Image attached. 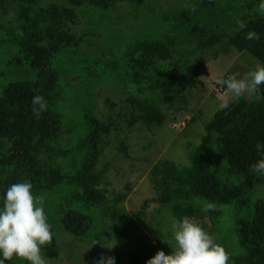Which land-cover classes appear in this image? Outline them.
<instances>
[{
  "label": "trees",
  "instance_id": "16d2710c",
  "mask_svg": "<svg viewBox=\"0 0 264 264\" xmlns=\"http://www.w3.org/2000/svg\"><path fill=\"white\" fill-rule=\"evenodd\" d=\"M63 1L51 0L41 5L40 0H0V44L6 43L11 49V55L1 59L0 66V76L7 73L11 80L0 87V195L11 184L27 180L32 183L35 195L51 202L60 187H72V195L67 192V196H61L63 199L56 202L60 205L59 212L65 209L61 219L48 218L53 242L42 249L48 255L56 253V235H61V228L71 237L90 238L103 246L106 224L102 217L111 216L116 223L115 237L121 241L127 239L129 231L135 229V220L120 216L116 209L126 200V194L110 200L106 188L102 187L108 180L110 166L109 163H103V168L100 166L104 144L115 141L120 154L130 158L128 143L119 138L125 129L138 124L157 128L168 120L156 100L140 95L105 100L107 112L100 116L88 108L78 110L65 94L70 113L61 111L57 101L60 88L65 87V76L55 59L65 50L82 45L83 36L77 30L81 25L79 9L89 8L93 20L100 17L108 20L110 10L130 2ZM194 1L187 8L189 22L212 8L213 16L207 17L215 19L214 23L204 27L200 19L199 26L193 30L182 21L174 20L170 25L173 35L132 42L98 69H90L92 77L111 72L126 85H135L141 94L149 91L153 96H166L186 81L185 62L196 58L203 49L236 48L250 52L264 63V17L256 13L259 0H244V11L232 15H228L227 6L239 0ZM200 6H207V11L200 12ZM166 21L170 23L171 19ZM240 22L246 25L244 29H240ZM224 25L235 29L225 35L220 32ZM249 31L256 32L260 39H246ZM107 36L111 37V33ZM186 37L197 43L195 53L189 51L188 43H183ZM184 47L187 50L182 52ZM185 89L179 100L181 106L189 102ZM37 95L47 102V110L39 119L32 110L33 98ZM227 103L229 107L219 109L211 121L202 119L206 136L190 157L189 166L182 168L173 161L162 160L152 169L150 176L160 200L172 208L177 219L187 216L204 221L208 217L219 225L225 207H248L255 189L264 184V178L249 172V167L259 159L255 145L264 143V86L252 99L242 97ZM77 114L82 127L77 125ZM76 161L78 169L71 172ZM204 202L214 203L217 210L201 211ZM236 224L240 245L246 253L232 258V264H264V196L258 197L249 206L247 215L238 217ZM142 243L141 248L127 253L133 264H146L160 250L151 240ZM18 261L24 260L6 264H18Z\"/></svg>",
  "mask_w": 264,
  "mask_h": 264
},
{
  "label": "rangeland",
  "instance_id": "374dc122",
  "mask_svg": "<svg viewBox=\"0 0 264 264\" xmlns=\"http://www.w3.org/2000/svg\"><path fill=\"white\" fill-rule=\"evenodd\" d=\"M50 1L40 0V3L45 5ZM129 1L124 2L125 5L120 8L118 6L110 10L107 14L108 20L100 16L93 20L89 8L79 9L81 25L77 30L83 36L82 45L65 50L56 57L55 62L65 76V87L60 88L61 95L57 101L63 112L70 113L65 94L73 100L71 102L78 110L88 108L95 114H101L100 116L107 112L105 100L117 101L140 95L151 101L156 100L160 109L168 115L167 122L161 127L151 129L145 124H138L125 129L119 138L128 143L130 158L120 154L115 141L104 144L103 162L100 166L103 168V163H109L110 166L106 175L108 180L102 187L106 188L110 200H114L119 194H126V200L118 204L116 209L120 216L132 217L135 220V229L130 230L127 239L121 241L114 235L113 228L116 223L113 218L111 216L102 217L106 224L105 233L102 236L105 241L103 247L102 244L94 243L90 238L71 237L61 228V235H56L58 242L56 253L43 254L47 264H97L102 253L105 256L115 257L116 264H133L128 259V251L141 248L142 242L147 240H151L160 250L163 249L167 254H171L174 249L166 241H172L175 244L171 231V220L177 218L173 215L172 208L161 202L157 187L150 176L152 169L162 160L173 161L182 168L189 166L190 157L206 136L202 119L211 121L215 113L219 111L220 103L231 99L226 95V89L218 86L215 81L233 73L243 76L254 69L258 63L264 64L250 52H241L236 48L203 49L196 58L192 57L185 62L186 81L179 85L171 95L166 96H153L154 94L149 91L141 94L135 85H126L123 79L112 75L111 72L103 73V77L93 78L90 69H98L107 59L121 54L123 49L132 42L140 39L157 40L173 35L170 25L174 23V20L182 21L184 25L193 30L199 26L197 23L200 19L204 27H208L215 21V19L210 20L214 10L209 8L207 11L205 10L207 6L203 8L200 6V12L202 9L207 12L201 16L199 14V17L189 22L188 19L191 17L187 8L195 3L194 0ZM56 2L64 1L56 0ZM227 7L228 15H232L242 13L246 5L244 0H239ZM168 19H171L170 23L166 21ZM234 29L235 27L224 25L220 32L229 35ZM86 31H89L87 35H85ZM108 32L111 33V37L107 36ZM188 41L190 40L186 37L183 43H188L189 51L195 53L193 50L197 48V43L194 40ZM10 50L6 43L0 44V66L1 59H7L11 55ZM185 50H187L186 47L181 51L185 52ZM218 50L221 52L219 53ZM26 69L27 66H25ZM18 77L19 73L16 74V78ZM9 81L11 80L8 74H2L0 87ZM185 88H187L186 94L189 102L181 106L179 100ZM253 96L254 94H247L244 98L252 99ZM180 106L181 110H179ZM76 116L79 118L77 125L82 127L80 116L78 114ZM195 118L198 122L194 121ZM78 166L79 163L76 161L70 171L75 172ZM71 191L70 185H64L56 191L53 201L44 203L48 218L53 216L55 220L61 219L60 216L65 209L59 212L60 205L56 202L63 199L61 196H67L65 193L71 194ZM262 196H264V184L255 189L249 206H252L255 200ZM249 206L238 209L236 205H228L225 207L219 225L211 222L208 217L204 221L199 217L192 219L214 235L217 241L225 247L229 254V264H232V258L246 253L240 245L238 232H236V221L239 216L247 215ZM105 246L113 247L108 249ZM18 262V264H23L27 261ZM99 264H104V262L99 261Z\"/></svg>",
  "mask_w": 264,
  "mask_h": 264
},
{
  "label": "clouds",
  "instance_id": "9594fccd",
  "mask_svg": "<svg viewBox=\"0 0 264 264\" xmlns=\"http://www.w3.org/2000/svg\"><path fill=\"white\" fill-rule=\"evenodd\" d=\"M256 13L264 17V0H259ZM240 29L246 25L239 23ZM246 39L259 40L260 36L249 31ZM226 89V95L232 100L257 94L264 86V64L256 67L243 76L233 73L226 78L215 81ZM227 102L219 105L220 109L228 108ZM33 113L37 119L47 110V102L42 96L33 98ZM259 159L249 167V172L264 178V143L255 145ZM30 181L11 184L0 195V264L22 259L28 264H47L42 249L53 242L52 226L44 207V201L32 191ZM212 202H204L201 211H216ZM172 241H166L174 251L167 254L163 249L146 261V264H229V254L217 238L206 231L200 224L185 216L171 220ZM108 249L112 247L105 246ZM104 264H116L115 257H99ZM99 261L97 264H99Z\"/></svg>",
  "mask_w": 264,
  "mask_h": 264
}]
</instances>
